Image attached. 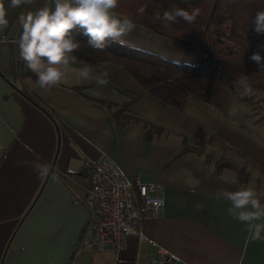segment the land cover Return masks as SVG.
Returning a JSON list of instances; mask_svg holds the SVG:
<instances>
[{
	"label": "crops",
	"instance_id": "obj_1",
	"mask_svg": "<svg viewBox=\"0 0 264 264\" xmlns=\"http://www.w3.org/2000/svg\"><path fill=\"white\" fill-rule=\"evenodd\" d=\"M48 2L10 9L0 32V264H148L161 250L174 264H264V240H250L220 195L253 185L264 202V142L243 122L255 123L252 108L247 114L238 108L246 101L203 79L174 110L106 62L70 63L59 86L40 89L35 74L18 67L17 17ZM145 29L136 24L124 40L178 62L196 60L194 48ZM85 66L93 77L107 71L108 84L84 80ZM86 158L163 186L160 214L143 218L117 254L92 233L82 202ZM31 162L48 174L38 178Z\"/></svg>",
	"mask_w": 264,
	"mask_h": 264
},
{
	"label": "trees",
	"instance_id": "obj_2",
	"mask_svg": "<svg viewBox=\"0 0 264 264\" xmlns=\"http://www.w3.org/2000/svg\"><path fill=\"white\" fill-rule=\"evenodd\" d=\"M141 7L145 9L143 13L139 11ZM173 7L201 11L191 24L179 19L165 27L155 20L156 13L162 15L164 10ZM259 10H264V0H119L116 12L121 17H128L159 36L194 48L196 60L193 63L173 61L130 44L122 47L116 42H111L104 51L94 50L87 45L88 37L83 30L77 27L72 34L81 46L73 53L74 63L118 65L145 93L174 110L183 108L202 79L215 80L239 99L252 104L253 111L264 117V71L250 59L253 53L264 57V34H258L253 23ZM245 75L252 89L250 93L241 86L240 78ZM258 92L259 101H256L253 93ZM118 109H125V105ZM217 166L219 169L221 165Z\"/></svg>",
	"mask_w": 264,
	"mask_h": 264
},
{
	"label": "clouds",
	"instance_id": "obj_3",
	"mask_svg": "<svg viewBox=\"0 0 264 264\" xmlns=\"http://www.w3.org/2000/svg\"><path fill=\"white\" fill-rule=\"evenodd\" d=\"M34 0H0V32L9 26V10L32 5ZM119 0H49L35 11L21 12L17 19L21 28L15 41L19 58L35 74L36 84L42 90H51L65 79V69L73 55L79 50L81 42L72 34L77 27L88 37L87 45L94 50L104 51L111 42L128 46L124 37L136 29V24L128 17H121L116 9ZM141 13L144 7L139 9ZM199 8L188 10L173 7L155 14V20L167 27L179 19L194 23L200 15ZM255 31L264 34V10H259L254 18ZM250 59L256 62L260 71H264V57L253 53ZM79 75L84 80L94 79L98 85L108 84V73L93 77L92 69L85 66ZM241 86L247 93L251 92L247 75L240 78ZM27 166L28 161H18ZM38 178L48 174V167L31 162ZM194 191V189H193ZM222 198L229 202L228 214L236 221L246 225L252 241L264 240V202L253 185H241L235 191L221 190ZM197 211H203V204H197Z\"/></svg>",
	"mask_w": 264,
	"mask_h": 264
},
{
	"label": "built area",
	"instance_id": "obj_4",
	"mask_svg": "<svg viewBox=\"0 0 264 264\" xmlns=\"http://www.w3.org/2000/svg\"><path fill=\"white\" fill-rule=\"evenodd\" d=\"M24 66L18 53V67ZM83 173L87 184L82 202L88 211L95 241L117 254L127 237L137 233L143 218L160 214L164 205L163 186L128 179L119 170L112 169L108 160L84 159ZM148 264H174V257L161 250L160 256Z\"/></svg>",
	"mask_w": 264,
	"mask_h": 264
},
{
	"label": "rangeland",
	"instance_id": "obj_5",
	"mask_svg": "<svg viewBox=\"0 0 264 264\" xmlns=\"http://www.w3.org/2000/svg\"><path fill=\"white\" fill-rule=\"evenodd\" d=\"M145 30H147V29H145ZM147 32H149L150 34H153L151 31H149V30H147ZM154 36H156L155 34H154ZM158 37H160V36H158ZM127 43H130V42H127ZM132 45V44H131ZM134 46V45H133ZM157 47H159L158 49H161V45L160 44H158L157 45ZM172 50V46H169V45H167L166 46V53H171L170 51ZM161 55V54H160ZM161 56H163V55H161ZM165 57V56H164ZM166 58H168V59H172V60H175V61H181V60H179V59H177V58H175V57H172V56H170V57H166ZM203 80V79H202ZM201 80V81H202ZM253 95L255 96V98H256V101H259L257 98V96H259L260 95V93L258 92V94H254L253 93ZM252 106V104L251 105H249L248 103L247 104H245V105H238V108H241V109H245V112L250 108ZM252 108V107H251ZM260 109V108H259ZM252 111H253V108H252ZM260 112V111H259ZM247 114L249 113V110L246 112ZM249 116H252L254 119H255V123H253V122H251V123H248L247 122V120L245 119L243 122L244 123H246V127H248L250 130H251V133H253L254 134V137L255 138H258L260 141H262V142H264V117H262V115H261V113L260 114H258V113H255L254 111L253 112H251V115H250V113H249ZM249 116H248V118H249ZM247 128V129H248ZM257 139V140H258Z\"/></svg>",
	"mask_w": 264,
	"mask_h": 264
}]
</instances>
